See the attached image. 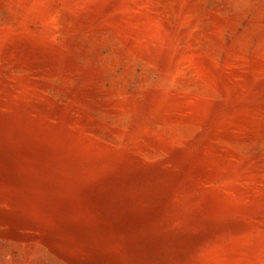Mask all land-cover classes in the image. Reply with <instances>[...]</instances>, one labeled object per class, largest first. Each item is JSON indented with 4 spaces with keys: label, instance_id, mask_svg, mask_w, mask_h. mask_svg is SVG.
<instances>
[{
    "label": "rangeland",
    "instance_id": "obj_1",
    "mask_svg": "<svg viewBox=\"0 0 264 264\" xmlns=\"http://www.w3.org/2000/svg\"><path fill=\"white\" fill-rule=\"evenodd\" d=\"M0 264H264V0H0Z\"/></svg>",
    "mask_w": 264,
    "mask_h": 264
}]
</instances>
